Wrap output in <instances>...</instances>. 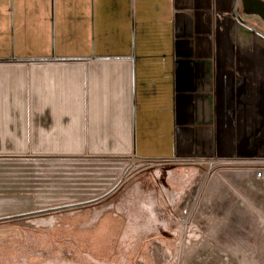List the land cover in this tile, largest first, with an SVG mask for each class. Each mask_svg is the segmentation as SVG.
<instances>
[{"label": "crops", "instance_id": "crops-1", "mask_svg": "<svg viewBox=\"0 0 264 264\" xmlns=\"http://www.w3.org/2000/svg\"><path fill=\"white\" fill-rule=\"evenodd\" d=\"M242 1L0 0V162L227 161L248 183L264 166V18ZM12 194L0 208L22 205Z\"/></svg>", "mask_w": 264, "mask_h": 264}, {"label": "rangeland", "instance_id": "rangeland-1", "mask_svg": "<svg viewBox=\"0 0 264 264\" xmlns=\"http://www.w3.org/2000/svg\"><path fill=\"white\" fill-rule=\"evenodd\" d=\"M238 177L227 161H2L0 191L24 202L0 208V264H264V184Z\"/></svg>", "mask_w": 264, "mask_h": 264}, {"label": "water", "instance_id": "water-1", "mask_svg": "<svg viewBox=\"0 0 264 264\" xmlns=\"http://www.w3.org/2000/svg\"><path fill=\"white\" fill-rule=\"evenodd\" d=\"M243 8L246 14H255L264 18V2L260 0H243L242 1ZM252 4L255 5L254 9L252 8ZM257 6V7H256Z\"/></svg>", "mask_w": 264, "mask_h": 264}, {"label": "built area", "instance_id": "built-area-1", "mask_svg": "<svg viewBox=\"0 0 264 264\" xmlns=\"http://www.w3.org/2000/svg\"><path fill=\"white\" fill-rule=\"evenodd\" d=\"M254 181H259L264 184V167L255 170L253 174Z\"/></svg>", "mask_w": 264, "mask_h": 264}]
</instances>
